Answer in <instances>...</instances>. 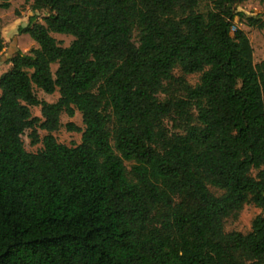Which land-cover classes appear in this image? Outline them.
Instances as JSON below:
<instances>
[{"label":"trees","instance_id":"1","mask_svg":"<svg viewBox=\"0 0 264 264\" xmlns=\"http://www.w3.org/2000/svg\"><path fill=\"white\" fill-rule=\"evenodd\" d=\"M242 1H32L48 13L20 32L38 46L0 74V264H264L263 214L248 233L223 229L245 204L264 209V59L233 30L264 19ZM171 82L182 95L159 98ZM76 111L81 143H59L61 115ZM173 116L184 125L169 136Z\"/></svg>","mask_w":264,"mask_h":264},{"label":"rangeland","instance_id":"2","mask_svg":"<svg viewBox=\"0 0 264 264\" xmlns=\"http://www.w3.org/2000/svg\"><path fill=\"white\" fill-rule=\"evenodd\" d=\"M32 1L33 0H0V30L4 43V48L0 52V74L10 68V64L6 63V60L12 55L14 51L20 50L21 52L27 53L31 48H35L38 46L34 40L28 37V35L20 32V27L29 23L30 17L34 16L36 17L37 22H43V17L48 13L46 10H32ZM208 6L209 5L207 2H202L200 5V10L205 11L207 10ZM236 10L246 13V15H260V17L264 19V0L242 1L236 5ZM19 22L21 23L16 26V23ZM235 28H241L247 33L253 47L254 63L257 64L261 60H263L264 27L258 28L256 26H248L246 25L244 18L239 19V17H236L234 19L233 30ZM52 36L58 41L61 46H68L73 40V36L68 34L52 33ZM138 39L139 31L135 29L133 32V41L135 43H138ZM56 68L57 64L51 65V69L53 72L56 70ZM181 75H183L181 69L176 68L174 70L175 78H178ZM184 76L188 83L194 85L197 83L200 73H193ZM166 89L168 93L162 92L159 95V98L164 99L168 98L169 96L177 97L182 95V92L175 82H171L169 84L167 83ZM33 90L40 100H45L47 102H55L59 97L58 91L54 92L53 94H47L36 86L33 87ZM30 109L33 116L42 117L40 106H31ZM60 121V127L56 131L52 132V134L56 137V140L59 143H63L69 146L81 143L82 130L84 129L81 113L79 111H76L75 115L72 117L68 116L66 113H63L60 117ZM68 123H73L81 130H70L67 127ZM183 125V121H181L176 116L167 117L163 121V126L169 136L174 133L182 132ZM108 126L113 136L115 128L114 117H111ZM30 133L31 130L27 129L22 135L24 147L29 152H37L43 147V145L41 142L32 144ZM38 134L40 139H42V137L47 134V131L38 129ZM125 164L127 166V169L129 170L131 163L125 162ZM209 188L216 195H220L222 193L221 190L216 189L212 186H210ZM259 214L264 215V209H261L252 203L245 204L237 214L224 219V232L228 233L230 231H239L242 233H248L251 230L253 219Z\"/></svg>","mask_w":264,"mask_h":264},{"label":"crops","instance_id":"3","mask_svg":"<svg viewBox=\"0 0 264 264\" xmlns=\"http://www.w3.org/2000/svg\"><path fill=\"white\" fill-rule=\"evenodd\" d=\"M21 22H22V21H21ZM21 22L16 23V26H17L18 24H20ZM27 24H28V23H27ZM27 24L23 25L22 27L26 26ZM25 34L28 35L27 33H25ZM28 37H30V36L28 35Z\"/></svg>","mask_w":264,"mask_h":264}]
</instances>
